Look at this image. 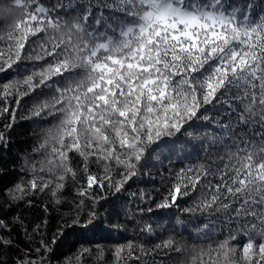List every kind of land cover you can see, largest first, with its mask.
<instances>
[{
	"label": "snow or ice",
	"instance_id": "snow-or-ice-1",
	"mask_svg": "<svg viewBox=\"0 0 264 264\" xmlns=\"http://www.w3.org/2000/svg\"><path fill=\"white\" fill-rule=\"evenodd\" d=\"M0 264H264V0H0Z\"/></svg>",
	"mask_w": 264,
	"mask_h": 264
},
{
	"label": "trees",
	"instance_id": "trees-1",
	"mask_svg": "<svg viewBox=\"0 0 264 264\" xmlns=\"http://www.w3.org/2000/svg\"><path fill=\"white\" fill-rule=\"evenodd\" d=\"M16 140V146L23 148L24 141L27 139V132L25 129H17V132L14 134Z\"/></svg>",
	"mask_w": 264,
	"mask_h": 264
}]
</instances>
